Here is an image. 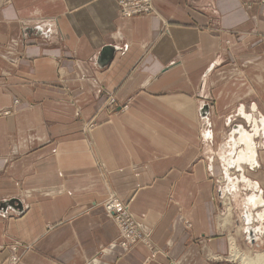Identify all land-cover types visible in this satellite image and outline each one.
Here are the masks:
<instances>
[{"label":"crops","instance_id":"0c3cea01","mask_svg":"<svg viewBox=\"0 0 264 264\" xmlns=\"http://www.w3.org/2000/svg\"><path fill=\"white\" fill-rule=\"evenodd\" d=\"M150 2L0 0V264L264 253V3ZM108 191L152 249L111 244Z\"/></svg>","mask_w":264,"mask_h":264},{"label":"rangeland","instance_id":"374dc122","mask_svg":"<svg viewBox=\"0 0 264 264\" xmlns=\"http://www.w3.org/2000/svg\"><path fill=\"white\" fill-rule=\"evenodd\" d=\"M118 1L119 0H116L117 4H118ZM263 3H264V0H261ZM153 10V9H152ZM152 12V11H151ZM150 12V13H151ZM147 14V13H146ZM122 15V14H121ZM134 15H138V14H134ZM125 16V15H124ZM130 16V15H129ZM59 69H61V67H57V70H58V73L60 72ZM60 76V74H59ZM18 101L15 100L14 101V106L17 105ZM121 105V106H120ZM128 106V100H124L123 102H119L115 96H112L110 94H106V98L104 99L102 105L99 106V109L97 111H107V113H111L113 112V114H116L117 110H124L126 107ZM11 110H5L3 111L2 113L4 114H7V113H10ZM95 120V121H94ZM94 120L91 118L90 120H88V122H86V125L88 127L90 126H93L96 124L97 120L96 118H94ZM90 139V138H89ZM90 144V143H89ZM88 144V145H89ZM90 147V146H89ZM91 148V147H90ZM93 160L95 161L96 165L98 168L102 167L103 168V165L101 164V161L98 159V157L96 155H93ZM100 168V169H102ZM104 174L107 175V172L103 171ZM107 196L106 198L104 199V201L101 203V206L103 208V211L105 213V215L107 217H109L113 222L114 224L116 225L117 227V236L116 238L113 240V242L111 244L113 245H118L120 246L122 249L126 250L128 249L130 246H128L127 248H123V246L120 245V240L118 239L119 237V230H118V226L115 222V218L119 219L120 222H121V225L122 227L124 228V230L129 233V234H133V236L136 238H142L145 240V245L150 249H152V245H151V240H150V227L144 223L143 221L137 219L133 213L131 212V210L129 209V203L128 201H123L121 199H119L118 197H116V195L113 193V192H107ZM111 196H114L116 198V200L120 203V208L117 209L116 211L114 210L113 213H108L107 209H105V204L106 202L108 201L109 198H111ZM220 198V197H218ZM122 202V203H121ZM222 211H224L223 207H222ZM141 222V223H140ZM149 229V230H147ZM149 231V233H148ZM146 233V234H145ZM149 235V236H148ZM118 239V240H117ZM143 241V240H142ZM148 241V242H147ZM140 242V241H139ZM150 242V244H149ZM143 243V242H142ZM143 243V244H144ZM112 245V246H113ZM235 250H237V253H240V254H244L247 252V250H240V249H236L233 248V250L229 252V254H227V256H222L221 259H225V260H234L235 262H238L239 263V260H238V256L239 254L237 255H234L235 254ZM211 251L209 250H206V255H207V258H209V260H213L217 257H220L218 255H211ZM19 259V256H16L14 255V253L10 256L9 260H11V262L8 261L7 264H15ZM240 264V263H239Z\"/></svg>","mask_w":264,"mask_h":264},{"label":"built area","instance_id":"2783aa9c","mask_svg":"<svg viewBox=\"0 0 264 264\" xmlns=\"http://www.w3.org/2000/svg\"><path fill=\"white\" fill-rule=\"evenodd\" d=\"M118 6H119L120 13L125 16L134 15V14H146L152 11L150 0H119ZM119 208L120 207L112 208L111 213H113L114 210L116 211ZM115 222L119 230L118 239L120 240V245L123 246V248H127L128 246L136 242H139V241L143 243L145 242L144 239L137 238V236L135 238L133 234L127 233L122 227L119 219L115 218Z\"/></svg>","mask_w":264,"mask_h":264},{"label":"bare ground","instance_id":"6f19581e","mask_svg":"<svg viewBox=\"0 0 264 264\" xmlns=\"http://www.w3.org/2000/svg\"><path fill=\"white\" fill-rule=\"evenodd\" d=\"M119 206H120V203L116 200V198L114 196H111V198H109L105 204V209H107L108 213H111L112 208H114V207L118 208ZM147 230H149V229H147ZM148 233H149V231H148ZM149 244H150V242H149ZM241 261H242V264H264V253L263 252H260V253L257 252V253H254L253 255H250V256H247V255L245 256V254H243L241 257Z\"/></svg>","mask_w":264,"mask_h":264},{"label":"water","instance_id":"95a60500","mask_svg":"<svg viewBox=\"0 0 264 264\" xmlns=\"http://www.w3.org/2000/svg\"><path fill=\"white\" fill-rule=\"evenodd\" d=\"M219 195H220V193H219Z\"/></svg>","mask_w":264,"mask_h":264}]
</instances>
